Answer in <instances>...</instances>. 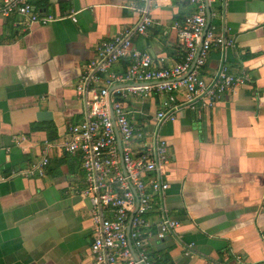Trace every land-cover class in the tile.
Listing matches in <instances>:
<instances>
[{
	"label": "crops",
	"instance_id": "obj_1",
	"mask_svg": "<svg viewBox=\"0 0 264 264\" xmlns=\"http://www.w3.org/2000/svg\"><path fill=\"white\" fill-rule=\"evenodd\" d=\"M43 15L68 17L24 31L19 18H0V176L39 159L46 144L49 165L38 179L0 183V264H91L93 223L79 156L57 146L69 126L85 119L73 89L97 47L137 24L138 0H29ZM210 24L233 41L214 49L200 75L221 66L245 77L201 117L181 110L159 125V98L124 99L133 126L149 135L134 139L135 157L155 138L167 144L160 179L168 185L147 217H168L179 227L146 242L152 264H264V0H219ZM191 12L182 0L152 8L153 25L133 46L154 67L182 61L174 22ZM128 62L112 68L123 73ZM33 127H48L33 129ZM14 137H24L21 147ZM154 174L149 175L148 181ZM241 257V261L236 258Z\"/></svg>",
	"mask_w": 264,
	"mask_h": 264
},
{
	"label": "built area",
	"instance_id": "obj_2",
	"mask_svg": "<svg viewBox=\"0 0 264 264\" xmlns=\"http://www.w3.org/2000/svg\"><path fill=\"white\" fill-rule=\"evenodd\" d=\"M138 1L141 7H130L139 14L137 24L101 43L94 59L85 65L73 89L85 108V119L69 126V139L57 146L61 152L81 159L84 185L76 194L87 199L91 207V264H151L146 242L152 238L163 240L179 227L175 219L147 217L154 199L161 200L168 190L160 179L162 168L168 163L167 144L156 136L153 146L144 143L146 151L135 157L134 139L147 137L149 132L145 127L133 126L123 100L156 95L160 108L155 120L161 125L174 121L183 109L201 117L245 82V77L232 74L225 66L210 79L200 75L212 50L233 46L232 40L218 34L207 21V11L211 20L214 15L210 9L219 0H182L191 12L181 22H174L173 27L184 56L178 64L158 68H153L151 55L136 49L132 40L146 36L152 27L150 10L167 6L172 0ZM74 15H43L29 0H0V18H19L17 24L24 31L66 18L76 22ZM123 61L128 62L126 70L114 73L113 66ZM25 141L24 137L13 138L18 147ZM51 148L46 144L38 160L0 176V183L18 177L42 178ZM151 174L155 177L145 181ZM236 259L241 261L239 256Z\"/></svg>",
	"mask_w": 264,
	"mask_h": 264
},
{
	"label": "water",
	"instance_id": "obj_3",
	"mask_svg": "<svg viewBox=\"0 0 264 264\" xmlns=\"http://www.w3.org/2000/svg\"><path fill=\"white\" fill-rule=\"evenodd\" d=\"M207 21H208V24H209V22H210V12H209V10L207 11ZM117 145H118L119 153H120V142H119V139L117 140ZM121 167H122V169H123V164H122V162H121ZM132 217H133V215H131L130 220H131Z\"/></svg>",
	"mask_w": 264,
	"mask_h": 264
},
{
	"label": "trees",
	"instance_id": "obj_4",
	"mask_svg": "<svg viewBox=\"0 0 264 264\" xmlns=\"http://www.w3.org/2000/svg\"><path fill=\"white\" fill-rule=\"evenodd\" d=\"M48 127H33V129H47ZM150 258V257H149ZM150 263L152 264V260L150 258Z\"/></svg>",
	"mask_w": 264,
	"mask_h": 264
}]
</instances>
